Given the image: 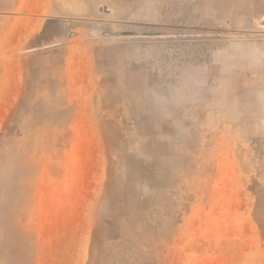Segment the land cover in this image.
Instances as JSON below:
<instances>
[{
  "label": "rangeland",
  "instance_id": "rangeland-1",
  "mask_svg": "<svg viewBox=\"0 0 264 264\" xmlns=\"http://www.w3.org/2000/svg\"><path fill=\"white\" fill-rule=\"evenodd\" d=\"M241 7L242 16L228 15L226 24L175 29L167 39L161 33L169 31L60 21L42 8L18 13L12 0H0L3 47L15 51L0 62L23 61L28 92L0 130L3 264H264V0ZM7 37L19 42L18 52ZM75 48L91 54L83 91L69 79ZM116 82L122 89L108 92ZM75 97L86 103L66 104ZM122 99L136 103H114ZM147 119L169 135L191 128L183 138L195 149L191 185L170 198L164 216L152 213L135 223L140 231L95 254L94 214L104 236L101 216L116 220L125 210L102 199L114 170L104 142L137 149V132L155 130Z\"/></svg>",
  "mask_w": 264,
  "mask_h": 264
},
{
  "label": "crops",
  "instance_id": "crops-1",
  "mask_svg": "<svg viewBox=\"0 0 264 264\" xmlns=\"http://www.w3.org/2000/svg\"><path fill=\"white\" fill-rule=\"evenodd\" d=\"M26 1L29 0H12V6L16 7L17 10L22 8L21 12L18 11V13L23 14L25 13V8H42L43 12L49 15V18H58L60 21L86 19L91 23L169 31V33H161L162 37L167 39H175L177 37V33L173 32L175 29L186 28L189 30L194 28L195 24L204 23L222 25L227 23L228 15L242 16V0H41V5L32 4V6H29L28 3L25 5ZM37 1L40 2V0ZM12 18L19 21L26 18V16H12ZM8 36H11V33ZM9 38L7 37L5 42H9L10 46L14 49L16 48V51L19 50V42L14 41L12 38L9 40ZM73 38L76 43L78 41L77 38L75 36ZM3 46L4 38L0 36V60L4 54L15 56V51L10 52L8 47L4 49ZM69 56L75 61L70 66V72L74 74L69 78L72 81L71 85H73L75 90L83 91L82 82L87 79V77L84 78V74L89 75L91 72L88 64H85L84 61L91 54L83 49L75 48ZM23 65V61L21 63H15L14 61L10 66L0 62V130L3 129L7 121V114H12L13 109L21 104L24 96H28L25 81L19 78V75L23 72L20 66ZM118 65L116 69L122 74L124 67L121 64ZM121 76L123 78L124 74L118 76V78H121ZM116 84L112 90L111 88L108 89V92L114 93L118 89H122V83L116 82ZM94 86L96 91L100 90L99 83L94 84ZM67 87L65 83L62 90L64 93ZM122 93L123 91H121ZM84 103L86 101L77 97L72 100H67L66 98V104L76 105ZM94 103H96V100H94ZM97 103L104 104L108 102L102 100L101 96H97ZM114 103L122 105L136 102L122 99ZM141 103H145V101ZM143 124L155 130L150 132L139 130L137 132L139 133V146L137 149L133 145L113 148L112 144L105 139V158L108 162H111L114 170L109 168L107 172L102 199L106 204H114V206L125 208V210L120 209L117 212L118 219L116 220L101 216L100 221L107 224V226L104 225L106 228L104 236H100L97 230L98 225H100L98 222L99 212L94 214L96 220L92 229L94 242L92 249L95 254H98L99 250L105 251L108 249L106 247H108L109 243L121 244L129 233L133 234L135 231H140V229L135 228V223H139L140 220L151 216L152 213L156 212V215L164 216L166 214L164 209L167 207L170 198L175 194L179 196L184 193V190H188L191 185L189 182L193 177V170L196 164L195 149L194 146L190 145L189 147V140L183 141L184 136L187 138L193 136L190 133L191 128L188 129V126H183L177 128L179 131L177 135H169L151 120L147 119ZM125 147H131L128 153L125 152ZM128 154H133L132 158L130 157L131 162L124 164L123 160L128 158ZM122 189L124 192H119ZM112 193H121L122 196H116L117 200L110 202L108 200H111ZM81 200V194L76 193L74 201L77 207L78 202H81ZM96 210L98 211V208ZM190 210L193 211L194 208H190ZM190 215L189 210L186 211L185 216L189 217ZM112 228L114 231L116 230L118 235H112ZM180 228L183 229V226ZM190 230L191 232L193 231L187 222V238ZM2 254L3 250L0 248V264L4 262ZM98 263V260L93 258L89 264ZM104 263L105 261H100V264ZM106 264H111L110 260H107Z\"/></svg>",
  "mask_w": 264,
  "mask_h": 264
}]
</instances>
